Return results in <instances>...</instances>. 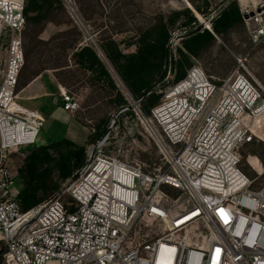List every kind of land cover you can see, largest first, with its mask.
<instances>
[{
	"label": "built area",
	"instance_id": "2783aa9c",
	"mask_svg": "<svg viewBox=\"0 0 264 264\" xmlns=\"http://www.w3.org/2000/svg\"><path fill=\"white\" fill-rule=\"evenodd\" d=\"M27 1L0 0L1 264H264V181L241 169L243 149L264 141V89L239 70L216 80L191 68L149 116L124 87L130 105L121 111L134 110L161 165L146 170L105 154L112 127L77 179L21 211L7 154L35 146L44 125L39 111L19 104ZM250 2L240 3V14L257 45L264 7ZM60 96L65 112L80 110L73 94Z\"/></svg>",
	"mask_w": 264,
	"mask_h": 264
},
{
	"label": "rangeland",
	"instance_id": "374dc122",
	"mask_svg": "<svg viewBox=\"0 0 264 264\" xmlns=\"http://www.w3.org/2000/svg\"><path fill=\"white\" fill-rule=\"evenodd\" d=\"M190 1L203 5V0ZM206 1L209 4V16L196 15L199 24L205 23L203 28L210 26L211 30L215 14L233 0ZM236 1L241 9L240 0ZM251 1V5L264 7V0ZM185 7L181 0H66L62 7L53 12L50 22L35 28L27 27L26 62L18 86L19 104L39 111L43 115L44 125L36 146L7 154L6 162L12 171L19 174L18 169L27 152L34 148L58 143L63 139H73L78 146H85L98 125H105L107 129L113 127L110 141L103 150L105 154L138 163L146 170L154 164L161 165V153L145 128L138 123L134 110L118 116V96L127 100L122 92L125 85L105 57L101 46L112 40L124 53H134V44L141 33L161 16L168 17ZM174 32L169 45L173 58L178 59L179 37L185 36L187 31ZM82 45L91 46L97 51L110 71L115 88L93 80L91 74L75 65L72 58L74 48ZM190 61L192 66L187 69V73L196 66L216 80H223L239 70L241 74L251 76L264 89V42L254 44L243 21L223 38L217 37L212 47L199 57L190 58ZM33 82L36 84L27 88ZM177 83L174 82V76L168 79L159 103L166 91ZM61 90L73 94L79 100L80 110L74 115L61 109ZM128 100L126 103L130 105ZM257 119L259 132L264 138V113L259 114ZM241 169L249 178L264 181V141L243 149ZM18 174L13 195L24 188ZM70 183L67 182L62 189ZM62 200L69 202L70 198L62 195Z\"/></svg>",
	"mask_w": 264,
	"mask_h": 264
},
{
	"label": "trees",
	"instance_id": "16d2710c",
	"mask_svg": "<svg viewBox=\"0 0 264 264\" xmlns=\"http://www.w3.org/2000/svg\"><path fill=\"white\" fill-rule=\"evenodd\" d=\"M187 1L193 11L183 8L168 17L161 16L139 35L134 44L136 48L134 53H124L112 40L101 46L102 52L131 96L135 100L141 99L140 108L147 116L150 115L151 109L158 105L161 95L164 94L166 90L164 82L170 70L174 82L183 80L187 69L192 66L190 58L199 57L214 45L217 37L223 38L242 24L236 0L229 2L215 15L211 30L203 28L197 18L198 14L203 17L209 16L208 1L203 0V5L196 1ZM62 5V0H28L25 8L27 24L24 40L27 27L35 28L37 25L50 22L53 12ZM175 30L187 31L185 36L179 37L178 59L173 58L169 45ZM72 58L78 68L93 76V80L115 88L107 65L93 47L88 45L75 47ZM158 85H160L159 89L154 90ZM118 97L116 108L121 111L128 103L120 95ZM107 130V126L98 125L85 146H78L72 140L63 139L58 143L37 147L27 152L21 168L18 169L19 174L16 173L21 176L24 184V188L17 194L21 211L25 212L54 195H59L67 182L74 181L86 163L89 149L107 133ZM8 167L12 170L11 166Z\"/></svg>",
	"mask_w": 264,
	"mask_h": 264
},
{
	"label": "water",
	"instance_id": "95a60500",
	"mask_svg": "<svg viewBox=\"0 0 264 264\" xmlns=\"http://www.w3.org/2000/svg\"><path fill=\"white\" fill-rule=\"evenodd\" d=\"M184 2H185L186 5L188 6V8H189L190 10L193 11V8L191 7L190 3H189L188 1H186V0H184ZM222 8H223V7H222ZM222 8H221V9H222ZM221 9H220V10H221ZM217 12H218V11H217ZM217 12H216V13H217ZM208 20H210V19H208ZM203 24H205V23H201V25H203ZM207 29L210 30V28H207ZM170 75H171V70L169 71V76H168L167 80H165L164 83H166V82L168 81ZM158 87H160V85H159ZM158 87H156L154 90H157ZM121 113H122V111H119L118 116H119ZM118 116H117V117H118ZM117 117H116V119H117ZM114 123H115V121H114ZM78 177H79V176L77 175L76 179H77Z\"/></svg>",
	"mask_w": 264,
	"mask_h": 264
},
{
	"label": "bare ground",
	"instance_id": "6f19581e",
	"mask_svg": "<svg viewBox=\"0 0 264 264\" xmlns=\"http://www.w3.org/2000/svg\"><path fill=\"white\" fill-rule=\"evenodd\" d=\"M246 1H247V0H240V3H241V4H244ZM208 27H209V26H208ZM263 113H264V110H263L260 114H263ZM161 254H164V255L168 256L169 253H168V250H167V249L163 248ZM160 256H161V255H160Z\"/></svg>",
	"mask_w": 264,
	"mask_h": 264
},
{
	"label": "crops",
	"instance_id": "0c3cea01",
	"mask_svg": "<svg viewBox=\"0 0 264 264\" xmlns=\"http://www.w3.org/2000/svg\"><path fill=\"white\" fill-rule=\"evenodd\" d=\"M185 5H186V3L184 2V0H181ZM187 1V0H186ZM191 5V4H190ZM185 8H188V6L186 5V7ZM179 10V9H178ZM36 83L35 82H33V83H31L29 86H27V88L28 87H31V86H33V85H35ZM25 90V89H24ZM62 100V99H61ZM62 105H63V103H62ZM62 108H63V106H62ZM61 108V109H62ZM63 110V109H62ZM64 111V110H63ZM65 112V111H64ZM67 113V112H66ZM70 115V114H69ZM70 140H72L73 141V139H70ZM73 142H75V141H73Z\"/></svg>",
	"mask_w": 264,
	"mask_h": 264
}]
</instances>
